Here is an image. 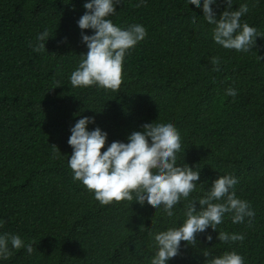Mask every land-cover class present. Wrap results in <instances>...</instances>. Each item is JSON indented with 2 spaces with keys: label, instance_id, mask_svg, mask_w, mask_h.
<instances>
[{
  "label": "trees",
  "instance_id": "1",
  "mask_svg": "<svg viewBox=\"0 0 264 264\" xmlns=\"http://www.w3.org/2000/svg\"><path fill=\"white\" fill-rule=\"evenodd\" d=\"M85 2L0 0V232L33 245L31 255L21 249L3 264H150L149 231L182 223L183 202L173 218L135 201L101 206L73 182L67 141L85 116L95 117L89 130L106 131L108 144L126 143L144 123L171 121L181 136L178 164L201 172L193 196L219 176L239 179L237 197L252 205L255 219L233 224L226 216L218 231L243 234L244 241L220 244L209 229L196 246L182 242V255L169 264H204V249L215 256L235 250L245 264H264V0H233V10L248 3L241 22L260 36L247 54L216 45L212 26L186 0L141 7L123 0L114 24H142L147 37L126 57L116 92L71 87L69 76L87 53L77 26ZM213 7L217 18L225 10ZM45 28L51 38L34 53L29 45ZM211 57H220V71ZM228 87L237 89L235 98L225 96Z\"/></svg>",
  "mask_w": 264,
  "mask_h": 264
},
{
  "label": "clouds",
  "instance_id": "2",
  "mask_svg": "<svg viewBox=\"0 0 264 264\" xmlns=\"http://www.w3.org/2000/svg\"><path fill=\"white\" fill-rule=\"evenodd\" d=\"M146 2L138 0L136 6H144ZM121 3L123 0H86L83 4L86 11L77 20V26L87 53L80 55L77 67L69 76L73 89L96 87L113 92L120 89L126 57L147 37L142 24L123 28L114 24L112 18L118 14L117 6ZM221 3L225 10L217 18L213 6L219 8ZM186 4L202 11L203 20L212 26L211 38L216 45L245 54L256 46L260 37L257 29L241 22L250 11L248 3L236 10H233V0H186ZM86 30H91L92 35L85 34ZM50 38L45 28L29 46L34 53H42ZM60 43L67 44V38ZM209 62L214 71H220V57H211ZM224 94L235 98L238 91L228 87ZM89 125H96L94 116L80 118L70 128L67 143L72 153L67 164L73 182L82 184L101 206L135 201L141 207L147 204L173 218L177 206L183 202L182 223L161 231H149L154 246L150 264H169L182 255V242H185L184 248L196 246L197 236L209 229L218 232L216 239L220 244L234 245L244 241L243 234L218 231L226 216L233 224L247 222L250 225L255 219L252 205L237 197L239 179L232 174L219 176L203 195L193 196L197 186L202 184L199 183L201 172L187 164H178L181 136L171 121L144 123L141 130L127 136L126 143L113 141L110 144L106 131L99 126L89 130ZM3 223L0 220V227ZM205 239L211 243L213 236L207 234ZM21 249L28 255L33 253V245L20 235L0 232V264ZM202 256L204 264H245V258L235 250L215 256L204 249Z\"/></svg>",
  "mask_w": 264,
  "mask_h": 264
}]
</instances>
